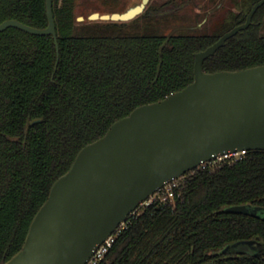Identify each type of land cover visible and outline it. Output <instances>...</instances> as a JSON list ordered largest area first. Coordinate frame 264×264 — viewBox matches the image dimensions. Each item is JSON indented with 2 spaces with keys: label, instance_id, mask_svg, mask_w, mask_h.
<instances>
[{
  "label": "trees",
  "instance_id": "obj_1",
  "mask_svg": "<svg viewBox=\"0 0 264 264\" xmlns=\"http://www.w3.org/2000/svg\"><path fill=\"white\" fill-rule=\"evenodd\" d=\"M255 1L245 0L243 12ZM91 5L92 13H115L121 6L107 0ZM75 7V0H53L58 50L51 36L16 28L0 32V264L21 250L53 184L79 152L137 107L191 84L194 54L216 41L166 35L160 19L147 20L158 11L152 5L127 23H80ZM239 19L233 15L224 28ZM9 20L47 28L46 0H0V24ZM259 29L256 17L204 62V71L264 66ZM177 193L174 204L156 201L130 218L106 262L264 264V220L225 211L264 208V151L214 171L198 168L178 181ZM238 242H253L256 252L227 250Z\"/></svg>",
  "mask_w": 264,
  "mask_h": 264
},
{
  "label": "water",
  "instance_id": "obj_2",
  "mask_svg": "<svg viewBox=\"0 0 264 264\" xmlns=\"http://www.w3.org/2000/svg\"><path fill=\"white\" fill-rule=\"evenodd\" d=\"M148 1L122 13L95 12L88 20L127 22L141 14ZM262 3L244 26L196 55L191 84L159 102L137 107L79 152L70 170L53 184L21 250L2 264H86L140 204L168 183L229 153L264 151V66L203 70V61L227 38L247 28ZM46 8L47 28L9 20L0 24V32L16 28L51 36L58 50L52 0H46ZM225 211L264 220L261 207L230 206ZM253 245L238 242L227 250L256 252Z\"/></svg>",
  "mask_w": 264,
  "mask_h": 264
},
{
  "label": "flooded vegetation",
  "instance_id": "obj_3",
  "mask_svg": "<svg viewBox=\"0 0 264 264\" xmlns=\"http://www.w3.org/2000/svg\"><path fill=\"white\" fill-rule=\"evenodd\" d=\"M107 1H111V2L115 1V4L121 6H125L126 4L130 3V5L127 6L126 8L127 10L128 8L136 5L137 3H142L143 0H107ZM263 1L264 0H256L254 3L250 4L248 11L243 12L244 10H242V8H243V4L245 3V0H173V1L149 0L144 11L141 14H139L137 17L142 15L147 10L149 5H152L154 9L158 8V11L155 10L154 12H151L150 17L147 20L149 21L150 19H160L161 21L160 31L165 33L166 35L178 34V35L191 36V37L192 36L216 37L215 42H213L211 45L206 47L204 50H201L194 54V69H195L196 55L207 51L209 48L219 43L224 36L230 34L236 28L244 26L247 23L248 17L252 13L254 8ZM77 3L78 0H75V6H76L75 8H77L78 6ZM162 6L164 7L162 8ZM167 15H173L174 17L173 16L170 17L168 21L167 20L163 21V19H165ZM233 15L240 16V19L238 20L239 22L241 20L243 21L241 23H237L236 25L230 27L229 29H225L224 26L228 22H230V19L233 17ZM137 17L127 22H131L135 20ZM256 17L260 18L259 36L261 38H264V35L262 33L264 30V2H263L260 6L257 7L256 11L253 13L249 26L245 29L238 30L234 35L227 38L224 41V43L216 49L213 55L207 57L203 61V65L206 60L213 57L220 49L224 48L229 40L234 38L239 33L247 31L254 24V19ZM79 18H83V21H80ZM88 18L89 16L86 17L77 16V21L82 23L87 21ZM127 22H116V23H127Z\"/></svg>",
  "mask_w": 264,
  "mask_h": 264
},
{
  "label": "built area",
  "instance_id": "obj_4",
  "mask_svg": "<svg viewBox=\"0 0 264 264\" xmlns=\"http://www.w3.org/2000/svg\"><path fill=\"white\" fill-rule=\"evenodd\" d=\"M247 153H248L247 151L229 153L228 155L218 157L209 163L203 164L201 167L205 168L207 165H210V170L214 171L216 168H218L222 164L235 163V162L242 160L243 157ZM178 181L179 180L168 183L165 187L159 190L156 194L150 197L147 201L140 204L138 209L129 216L127 221L121 224L107 240H105L101 245H99L96 248L92 257L87 261L86 264H109L108 262H106L107 255L109 254L110 250L113 248L117 238L121 235L123 230L130 223V218H135L140 209L144 207H148L156 201L160 202L161 204H165V205L170 204V203L174 204L175 200L181 197V194L177 193Z\"/></svg>",
  "mask_w": 264,
  "mask_h": 264
},
{
  "label": "rangeland",
  "instance_id": "obj_5",
  "mask_svg": "<svg viewBox=\"0 0 264 264\" xmlns=\"http://www.w3.org/2000/svg\"><path fill=\"white\" fill-rule=\"evenodd\" d=\"M96 1L97 0H78V3H77L78 6H77V8H75L76 9V11H75L76 15L82 16V17L90 16L92 14V11L94 10V9H92L93 6L91 5V2H96ZM129 5H130V3L126 4L125 6H118L114 10L118 11V12H124L126 10L127 6H129ZM96 9L98 10V8H96ZM106 9L109 10L111 8H104V11H107ZM102 11H103V9H102ZM262 33L264 35V30ZM242 250L245 251V250H247V248L243 246Z\"/></svg>",
  "mask_w": 264,
  "mask_h": 264
}]
</instances>
